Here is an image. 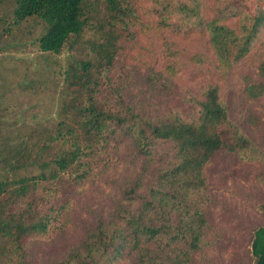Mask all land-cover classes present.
<instances>
[{
	"label": "trees",
	"instance_id": "16d2710c",
	"mask_svg": "<svg viewBox=\"0 0 264 264\" xmlns=\"http://www.w3.org/2000/svg\"><path fill=\"white\" fill-rule=\"evenodd\" d=\"M151 1L152 21L140 0H14L17 22L38 17L44 24L42 52L72 48L85 27L99 38L87 58L69 56L62 118L38 145L35 168L22 173L23 157L9 163V152L0 160L7 168L0 175V264H31L30 245L66 230L77 191L122 165L124 149L134 170L113 210L49 264H195L197 253L221 239L211 213L214 170L227 157L264 164V151L223 99V82L263 36L264 10L251 13L245 0ZM154 21L176 35L204 36L212 53L217 77L185 98L184 108L171 105L179 50L167 36L165 70L150 68L145 93L126 95L134 79L125 67L129 51ZM257 73L244 78L242 91L264 109V59ZM254 180L261 189L242 198L261 219L249 233L250 264H264V170Z\"/></svg>",
	"mask_w": 264,
	"mask_h": 264
},
{
	"label": "rangeland",
	"instance_id": "374dc122",
	"mask_svg": "<svg viewBox=\"0 0 264 264\" xmlns=\"http://www.w3.org/2000/svg\"><path fill=\"white\" fill-rule=\"evenodd\" d=\"M213 3V0H207ZM251 13L264 10V0H245ZM142 14L152 21L149 13L151 0H140ZM14 0L0 3V160L9 152V163L20 156L27 164L25 173L35 167L37 147L50 129L62 118L66 102L65 70L70 57L87 58L92 55L91 43L99 33L91 27L76 37L72 48L66 46L62 53L42 52L38 38L44 24L38 17L17 22L14 18ZM101 10V8H100ZM95 13V16H98ZM141 29L137 45L129 51L125 67L134 79L126 95L131 99L144 94V80L150 68L165 70V36L176 41V73L172 74L171 105L184 108L182 102L194 95L205 80L217 77L211 51L207 50L205 37L195 33L174 34L154 26ZM264 59V31L251 56L235 67L223 82V99L232 106V118L252 136L264 151V109L245 97L242 86L245 77H259L258 64ZM2 150V152H1ZM16 150V153H15ZM18 153V154H17ZM20 153V155H19ZM124 163L107 176L96 178L80 188L72 200V220L66 230L54 240L30 245L31 264H49L61 260L67 250L77 245L97 223L100 215L110 213L120 199L126 178L134 170V163L124 149ZM0 162V175L7 172ZM30 165V166H29ZM264 170L260 162L242 163L233 158L222 161L214 170L211 208L221 232L217 244L196 254L195 264H250L249 233L261 223L260 217L251 212L242 198L246 193L260 190L254 176Z\"/></svg>",
	"mask_w": 264,
	"mask_h": 264
}]
</instances>
